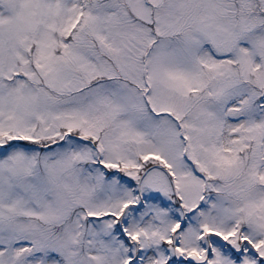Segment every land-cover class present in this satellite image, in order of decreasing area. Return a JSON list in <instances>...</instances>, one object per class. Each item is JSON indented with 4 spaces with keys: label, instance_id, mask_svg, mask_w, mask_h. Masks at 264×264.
Listing matches in <instances>:
<instances>
[{
    "label": "snow or ice",
    "instance_id": "1",
    "mask_svg": "<svg viewBox=\"0 0 264 264\" xmlns=\"http://www.w3.org/2000/svg\"><path fill=\"white\" fill-rule=\"evenodd\" d=\"M0 264H264V0H0Z\"/></svg>",
    "mask_w": 264,
    "mask_h": 264
}]
</instances>
